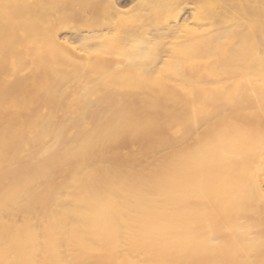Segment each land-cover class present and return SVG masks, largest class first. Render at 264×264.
<instances>
[{"label":"bare ground","instance_id":"1","mask_svg":"<svg viewBox=\"0 0 264 264\" xmlns=\"http://www.w3.org/2000/svg\"><path fill=\"white\" fill-rule=\"evenodd\" d=\"M0 264H264V0H0Z\"/></svg>","mask_w":264,"mask_h":264},{"label":"rangeland","instance_id":"2","mask_svg":"<svg viewBox=\"0 0 264 264\" xmlns=\"http://www.w3.org/2000/svg\"><path fill=\"white\" fill-rule=\"evenodd\" d=\"M128 2V1H127ZM125 3V2H124ZM129 4V3H126V5ZM125 5V4H124Z\"/></svg>","mask_w":264,"mask_h":264}]
</instances>
